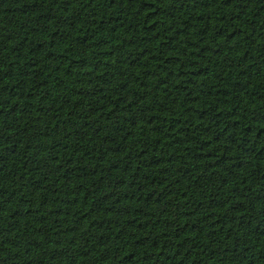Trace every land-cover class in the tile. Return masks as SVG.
Masks as SVG:
<instances>
[{
  "label": "trees",
  "instance_id": "trees-1",
  "mask_svg": "<svg viewBox=\"0 0 264 264\" xmlns=\"http://www.w3.org/2000/svg\"><path fill=\"white\" fill-rule=\"evenodd\" d=\"M0 264H264V0H0Z\"/></svg>",
  "mask_w": 264,
  "mask_h": 264
}]
</instances>
